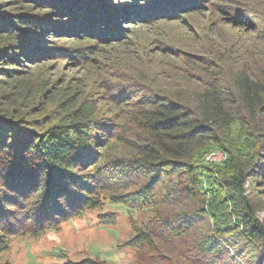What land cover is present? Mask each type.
Here are the masks:
<instances>
[{
	"label": "trees",
	"instance_id": "1",
	"mask_svg": "<svg viewBox=\"0 0 264 264\" xmlns=\"http://www.w3.org/2000/svg\"><path fill=\"white\" fill-rule=\"evenodd\" d=\"M142 1L131 19L182 18L183 9L199 10L205 0H135ZM109 7L105 0H0V93L23 81L25 61L54 53L75 61L90 55L54 46L55 37L120 39L129 26L117 28L124 15ZM211 64L196 76L200 88L192 92L133 86L130 96L115 89V99L126 97L135 107L131 135L124 138L133 153L103 161L102 136L117 128L99 122L87 99L68 93L58 117L1 103V228L9 234L57 229L101 208V193L108 191L113 203L155 206L153 219L127 244L137 264H264V222L257 216L264 202L255 192L264 181V68L245 65L225 74ZM234 122L255 129L259 140L251 153L225 137ZM214 145L225 153L217 168L205 160ZM114 218L100 215L103 223Z\"/></svg>",
	"mask_w": 264,
	"mask_h": 264
},
{
	"label": "rangeland",
	"instance_id": "2",
	"mask_svg": "<svg viewBox=\"0 0 264 264\" xmlns=\"http://www.w3.org/2000/svg\"><path fill=\"white\" fill-rule=\"evenodd\" d=\"M105 1L112 6L109 8H117L124 15L117 28L129 26L120 39L103 43L89 37H55L54 46L83 48L90 55L75 61L66 54L54 53L25 61V71L19 73L23 81L7 86L0 93V97L4 94L7 98L1 97L0 104H13L22 110L40 108L55 117L64 113L62 102L68 93L80 100L87 99L96 106L99 122H109L113 129L117 128L102 136L103 147L99 149L102 161L133 153L124 138L131 135L130 117L135 107L126 97L115 99V89L124 92L127 89L130 96L135 94L133 86H146L155 92L183 89L192 92L200 88L196 76L206 73L211 62L225 74L245 65L255 71L264 68V0H205L199 10L183 9L179 13L182 18L177 15L149 21L130 18L136 6L145 4L144 1ZM30 118L38 117L32 114ZM225 137L230 145L247 153L252 152L259 140L255 129L238 122L225 130ZM217 148L212 146L214 151L205 157L213 168L224 160L223 150ZM213 152L216 155L208 159ZM210 181L207 180V186L212 185ZM257 189L258 200L264 202V181L258 183ZM101 196L106 197L101 208L87 210L57 229L9 234L0 225V244L5 243L0 246V264H70L89 259L106 264H137L136 252L127 244L137 228L145 229L153 219L155 206L133 208L113 203L108 191ZM23 212L19 214L21 219ZM107 214L115 218L103 223L100 215ZM257 216L264 222L263 203L259 204ZM18 224H13L14 230L19 229Z\"/></svg>",
	"mask_w": 264,
	"mask_h": 264
},
{
	"label": "built area",
	"instance_id": "3",
	"mask_svg": "<svg viewBox=\"0 0 264 264\" xmlns=\"http://www.w3.org/2000/svg\"><path fill=\"white\" fill-rule=\"evenodd\" d=\"M216 153H211L209 156H208V159H213V156H215ZM223 158H225V153L223 152Z\"/></svg>",
	"mask_w": 264,
	"mask_h": 264
}]
</instances>
